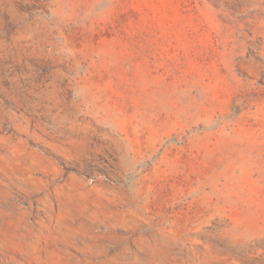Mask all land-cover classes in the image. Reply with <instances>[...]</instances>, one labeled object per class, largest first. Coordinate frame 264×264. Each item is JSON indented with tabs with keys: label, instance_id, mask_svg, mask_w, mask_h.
I'll use <instances>...</instances> for the list:
<instances>
[{
	"label": "rangeland",
	"instance_id": "374dc122",
	"mask_svg": "<svg viewBox=\"0 0 264 264\" xmlns=\"http://www.w3.org/2000/svg\"><path fill=\"white\" fill-rule=\"evenodd\" d=\"M0 264H264V0H0Z\"/></svg>",
	"mask_w": 264,
	"mask_h": 264
}]
</instances>
